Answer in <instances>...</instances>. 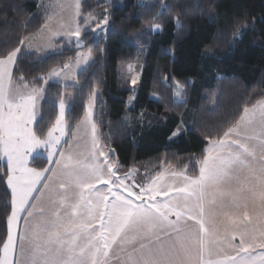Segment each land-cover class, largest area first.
<instances>
[{"label":"snow or ice","instance_id":"obj_1","mask_svg":"<svg viewBox=\"0 0 264 264\" xmlns=\"http://www.w3.org/2000/svg\"><path fill=\"white\" fill-rule=\"evenodd\" d=\"M75 10L79 15V0ZM103 23L108 24L107 16ZM65 35L80 44L79 26ZM19 53L16 48L0 57V153L7 157L11 189L0 264H264V242L256 243L257 235L264 238V102L245 108L222 135L207 138L197 176L173 171V177H182L179 186L166 182L163 174L146 185L126 183L134 170L118 175V166L99 151L91 102L84 118L92 130L87 156L57 148L65 129L63 101L45 138L37 135L31 125L42 90L25 91L29 85L21 75L12 91ZM61 71L53 69L50 75ZM41 148L57 169L27 166L26 157L39 156ZM57 154L60 158L53 159ZM21 219L23 233L14 230ZM18 243L17 260L10 256L16 255Z\"/></svg>","mask_w":264,"mask_h":264},{"label":"trees","instance_id":"obj_2","mask_svg":"<svg viewBox=\"0 0 264 264\" xmlns=\"http://www.w3.org/2000/svg\"><path fill=\"white\" fill-rule=\"evenodd\" d=\"M45 2L0 0V57L21 49L13 67V86L23 75L29 86L43 88L34 123L40 138L55 121L64 92L73 94L66 113L71 132L97 90L94 117L100 138L113 148L120 165L144 162L149 173H156L171 163L197 176L207 138L222 135L245 108L264 98V0H125L122 5L116 0H83L81 20L107 16L109 27L98 40L92 31L83 34L82 47L90 48L95 59L79 73L77 85L57 81L44 85V76L74 58L80 46L60 38L61 50L44 53L26 51L21 44L45 24L51 10ZM153 23L161 29H143ZM139 44L147 50L130 109L137 117L128 122L124 116L130 80L118 68L135 57ZM175 79L186 85L183 101L175 98L171 84ZM184 115L191 122L189 128L174 136ZM30 164L42 169L48 160L35 155ZM7 170L0 162V241L6 237L11 213Z\"/></svg>","mask_w":264,"mask_h":264},{"label":"rangeland","instance_id":"obj_3","mask_svg":"<svg viewBox=\"0 0 264 264\" xmlns=\"http://www.w3.org/2000/svg\"><path fill=\"white\" fill-rule=\"evenodd\" d=\"M82 1L83 0H79L80 12H79V15H76V10H75L76 0H46L45 4H47V6H49L51 10L49 11V16L45 24L42 26L40 30H38L34 34L24 39L23 45L26 51L37 50V49H42L41 52H44V53L59 51L64 46L63 41L58 42V39L60 38H63L68 44H75L76 46H80V48L77 51L76 56L65 63V64H69L70 67L68 69H64L65 64L53 67L44 76V85L48 83L49 81H57L64 85H77L79 83V77H78L79 73L82 70H85L95 59V55L90 48L82 47L83 34L87 31H92V36L98 40L104 37L107 33L109 23L107 25L103 23L105 18L102 20H97L96 18L90 15L86 17L84 21L81 20ZM116 1L119 5H122L125 2V0H116ZM139 1L142 2L143 0H139ZM146 1L149 3L153 2V0H146ZM153 25H159V29L153 31L152 30ZM77 26H79V28L81 29V39H80L79 45L77 44V41L74 37L65 35V33L74 32ZM143 29L147 32H156L161 29V25L158 23L148 24V25H145ZM53 32H57L60 35L53 37L52 36ZM146 50H147L146 45L139 44L137 46V52H136L135 57L130 61L119 64V68H118L119 73L125 78H128L130 80V86H131V92L126 102L127 112L124 116V120L128 122H131L133 119L137 117V114L130 111V109L133 107L134 101L138 93L139 82L142 76L144 61L146 57ZM89 53H91L90 56L88 55ZM129 65L132 66L131 70H129ZM53 69L62 70L61 74L59 76L50 75ZM133 79L136 80L135 84L132 83ZM171 84L173 85V90H174V95H175L176 100H179V101L185 100L186 85L182 83L181 81H179L178 79L173 80ZM12 86H13V83H12ZM32 88H38L42 90L38 94L37 99H36L37 104H39L42 98L41 94L43 92V88L29 86L28 89H25V91L30 92ZM12 91L15 92L16 89H12ZM152 97L157 98L158 97L157 92H153ZM96 98H97V90H95L90 96L89 101L86 106V111L82 119L79 121L76 128H74L73 131L70 132V124L66 119V113L72 103L73 94L71 91L64 92L61 101H63V103L65 104V117H64L65 129H64V136L61 138L60 144L57 145V148L59 150H62L65 153L71 151L73 154H83V156H87L89 152L92 151L91 125L86 124L84 122V118L86 116L89 103L91 102L92 103L91 119H92V122L95 123L96 125V141H97V144L99 145V151H103L108 157V159L112 161L114 165L118 166V172H117L118 175L123 176L126 172H129V170H134L130 174L132 176V179L129 181H126V183H131L132 180H134L136 184L146 185L152 180L153 177H156L158 174H163L166 182L171 183L175 181L177 185L179 186L182 180V177H173L171 175L173 171L184 172L185 175L191 176V175H188L184 169L177 168L176 165L171 164V163L162 165L161 169L156 173H149V170L147 171L146 165L144 162L134 163L129 167H124L120 165L113 148L110 146H107L100 138V130H99L98 125L96 124L95 117H94L95 109H96ZM190 123L191 122H189L188 115L187 116L184 115L182 117L180 124L178 125V127L176 128L174 132L177 134L174 136H177L183 131L187 130L189 128ZM57 135H59V133H57ZM39 152H40V155L47 158V150H45L44 148H41ZM0 157H2V153H0ZM59 158L60 157L57 154L56 156H54L53 159H59ZM100 159L102 160V158ZM31 160H28V164L29 162H31ZM47 167H52L53 169L58 168L56 164L53 163L50 165L49 162H48ZM49 175H51V173H49ZM192 177H195V176H192ZM99 187L101 188V190H104L103 185ZM145 199H147V196H145ZM172 218L175 219L174 216ZM188 223H191V221H189ZM23 230L24 228L22 229V233H23ZM235 242L236 244L239 243V237H237ZM261 242H264V238H261L259 235H257L256 243H261ZM221 247H224V246L221 245ZM130 250L131 248H129V251ZM229 250L230 249L224 247V252H228ZM260 251L261 250L259 248L255 249L256 253H259ZM18 259H20L19 252H18L17 260Z\"/></svg>","mask_w":264,"mask_h":264},{"label":"crops","instance_id":"obj_4","mask_svg":"<svg viewBox=\"0 0 264 264\" xmlns=\"http://www.w3.org/2000/svg\"><path fill=\"white\" fill-rule=\"evenodd\" d=\"M16 88H17V87L12 86V89H16ZM258 102H264V98L261 99V100H259ZM258 102L255 103L254 105L248 107V109H252L254 106H256V105L258 104ZM38 109H39V105L37 104V101H36V108H35V110H36V113H37V117H38ZM243 113H244V112H243ZM243 113H242V114H243ZM58 114H59V113H58ZM34 123H35V121H34L33 124L31 125V127H32L33 129H34ZM78 123H79V122H78ZM78 123H77V124H78ZM76 126H77V125H76ZM75 128H76V127H75ZM208 146H209V145H207V147H208ZM34 155H36L35 152L32 153L31 155H29V156L26 157V159H27V166L30 167V168H35V167L31 166L30 162H29V164H28V160H31V158H32ZM0 162H4V163H6L7 166H8V163H7V157L4 156L3 154H2V157H0ZM46 167H47V166H46ZM36 169H38V168H36ZM37 187H38V188H42L43 185L40 184V185H37ZM9 189H10V188H9ZM10 191H11V189H10ZM34 196H39V193H34ZM19 215H20L21 217H23V216L26 215V213H20ZM192 223H194V222H191V223H189V224H192ZM24 226H25V222H24L23 219H21V220L19 221V224H18L17 226H14V230H16V231L22 233V229L24 228ZM234 243L236 244L235 241H234ZM18 252H19V243H18V245H17V253H16V255H15L14 257H11V256H10V258L17 259V257H18ZM225 253L228 254V255H235V251H234L233 249H230L228 252H225ZM2 254H3V251H2ZM2 254H1V255H2Z\"/></svg>","mask_w":264,"mask_h":264}]
</instances>
